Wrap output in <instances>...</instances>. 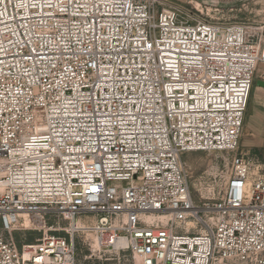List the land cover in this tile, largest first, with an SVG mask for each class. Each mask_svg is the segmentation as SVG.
<instances>
[{
	"label": "built area",
	"instance_id": "built-area-1",
	"mask_svg": "<svg viewBox=\"0 0 264 264\" xmlns=\"http://www.w3.org/2000/svg\"><path fill=\"white\" fill-rule=\"evenodd\" d=\"M256 78L264 16L0 0V264H77L85 233L138 264H264V158L240 149ZM195 153L227 161L209 198Z\"/></svg>",
	"mask_w": 264,
	"mask_h": 264
},
{
	"label": "rangeland",
	"instance_id": "rangeland-1",
	"mask_svg": "<svg viewBox=\"0 0 264 264\" xmlns=\"http://www.w3.org/2000/svg\"><path fill=\"white\" fill-rule=\"evenodd\" d=\"M184 9H190L196 16L212 20H226L231 23L254 24L264 16V0H166ZM201 12V13H200ZM253 118L248 119V124L254 127ZM264 141V128L262 130ZM251 138L242 139V146L249 147ZM264 153V151H256ZM263 152V153H262ZM264 156V155H263ZM226 158V156H224ZM182 163L189 176V185L192 194L197 198H209L212 190H218L221 176L226 172L227 161L219 156L206 153L185 155ZM49 232L16 233L19 241L32 243L36 238L47 235ZM57 236L66 237L65 231L57 230ZM24 234V237L20 236ZM77 264H138L132 260L128 253H118L111 248L97 247L95 236L91 233L79 234L75 240Z\"/></svg>",
	"mask_w": 264,
	"mask_h": 264
},
{
	"label": "crops",
	"instance_id": "crops-1",
	"mask_svg": "<svg viewBox=\"0 0 264 264\" xmlns=\"http://www.w3.org/2000/svg\"><path fill=\"white\" fill-rule=\"evenodd\" d=\"M258 69L262 70L263 67L259 66ZM260 82L258 78L254 80L248 108L245 114L243 135L240 139V149L245 152L264 151V141L261 137L264 128V87L259 86ZM250 117L253 118L254 127L248 124V119ZM248 137L251 138L249 147L244 148L242 146V139ZM258 154L264 158V153L261 154V152H258Z\"/></svg>",
	"mask_w": 264,
	"mask_h": 264
},
{
	"label": "water",
	"instance_id": "water-1",
	"mask_svg": "<svg viewBox=\"0 0 264 264\" xmlns=\"http://www.w3.org/2000/svg\"><path fill=\"white\" fill-rule=\"evenodd\" d=\"M259 86L264 87V82H260V83H259Z\"/></svg>",
	"mask_w": 264,
	"mask_h": 264
},
{
	"label": "bare ground",
	"instance_id": "bare-ground-1",
	"mask_svg": "<svg viewBox=\"0 0 264 264\" xmlns=\"http://www.w3.org/2000/svg\"><path fill=\"white\" fill-rule=\"evenodd\" d=\"M27 224H28V221L26 220L25 225H27Z\"/></svg>",
	"mask_w": 264,
	"mask_h": 264
}]
</instances>
